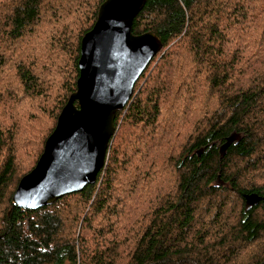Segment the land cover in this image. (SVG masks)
Returning <instances> with one entry per match:
<instances>
[{
    "label": "trees",
    "instance_id": "trees-1",
    "mask_svg": "<svg viewBox=\"0 0 264 264\" xmlns=\"http://www.w3.org/2000/svg\"><path fill=\"white\" fill-rule=\"evenodd\" d=\"M104 1L0 0V52L7 54H0V73L13 67L22 94L39 97L45 112L62 111L77 89L82 38L95 25ZM50 24L55 30L51 48L61 53L55 56L62 67L52 75H63L67 90L56 109L49 104L46 84L35 75L38 61L21 59L24 49H15ZM148 31L163 43L153 63L161 64L170 44L174 52L185 51L174 56L176 79L171 83L170 72L156 73L162 68L156 64L148 78L159 76L165 83L153 88L146 78V86L117 112L115 125L120 128L128 113L141 122L146 116L157 121L164 89L181 105L194 91L198 94L205 129L177 159L175 193L169 192L160 204L152 202L145 220L115 226L121 207L105 193L109 182L96 195V181L77 193L88 201L97 199L92 210L76 213L73 228H66L69 222L56 206L69 194L34 210L14 203L20 179L37 165L45 146L21 175L17 145L25 140L16 139L15 131L0 122V264H264V199L249 206L246 196L264 197V0H146L133 33ZM62 55L68 56L69 65ZM16 96L14 91L8 98ZM234 132L240 139L222 157L221 146ZM116 136L108 154L117 151ZM133 140L123 139L120 145H133ZM102 216L109 225L96 222ZM119 233L130 235L121 245Z\"/></svg>",
    "mask_w": 264,
    "mask_h": 264
},
{
    "label": "rangeland",
    "instance_id": "rangeland-1",
    "mask_svg": "<svg viewBox=\"0 0 264 264\" xmlns=\"http://www.w3.org/2000/svg\"><path fill=\"white\" fill-rule=\"evenodd\" d=\"M60 15L62 16L61 21H65V13H60ZM67 26L76 27L73 23H67ZM39 29V32L35 35L22 40L19 47H15V49H24V57L21 59L27 62L38 61V64H35L34 67L35 75L38 79L40 77L46 84V95L49 98V104H52L56 109L55 103L57 106L60 105L59 97L67 94L64 76L54 77L52 75L53 69L62 70L55 56L61 53L58 50L53 52L51 48L55 31L52 24ZM183 53L185 51L182 52L181 49L174 52L172 44L167 46L163 51V55H166L161 60V64L157 60L149 65L144 76L136 83L134 94L146 86V78L149 79L148 76L156 64L160 65L159 68L162 67L156 73L167 74L170 72L169 78L172 83L176 79L174 75L178 67V60L174 56L179 58ZM0 54L7 55L2 51ZM67 58L68 56L62 55L63 62ZM158 59H161V56ZM170 59H172L171 63H169ZM70 63L72 65V62ZM67 64L69 65V62ZM166 64H170L171 67ZM0 74H2L0 75V92L3 95L0 100V122L8 126L7 129L15 131L16 139L25 140L17 145L19 172L23 175L26 169L34 165L35 157L37 158L39 152L45 146V136L49 134L51 127L55 124L61 109L49 113L45 112L39 97L28 98L22 94L20 85L14 80L18 77L13 67ZM162 83H165L162 77H154V75L147 82L153 88L161 87ZM52 85L53 88L48 89ZM14 91H17V96L9 99L10 93ZM197 97L198 94L194 91L189 99L183 100L181 105L180 102L178 103L175 100L174 93L171 94L164 89L160 100H158L159 102H157L160 112L157 121H153V117L146 116L145 121L141 122L140 118H132L130 113L124 115L121 127L117 128L115 132L117 135L115 139H118L117 151L108 154V150L105 158V168L103 167L104 171L100 180L97 178L95 188L96 195H99L100 190L106 188L108 182L110 183L105 193L110 198L112 197L111 199L115 201V204H119L121 207L118 215L114 218L116 219L115 226L121 223V226L132 225L141 218L145 220L147 216H150L147 207L152 202L160 204L161 199L169 192L175 193L178 176L177 159L205 129V111L202 112L203 104ZM213 109L214 104L208 108V111L211 113ZM123 139H134V143L133 145H120V141ZM36 150L39 151L35 153ZM113 158L117 160H112ZM103 176H107V179ZM258 177H263V175L259 174ZM259 181L262 180H256V182ZM77 193L66 194L68 196L63 195L66 197L56 206V209L70 223H67L66 228H73L75 214L82 213V216L85 215L92 210L91 205L97 200L93 197L92 200L88 201L85 195ZM96 222H99V224L103 222V226L109 225V220L105 216L98 218ZM115 228L117 229V227ZM84 232L89 235L91 231L84 229ZM118 238L121 240L119 241L121 245L124 240L130 238V235L119 233Z\"/></svg>",
    "mask_w": 264,
    "mask_h": 264
},
{
    "label": "water",
    "instance_id": "water-1",
    "mask_svg": "<svg viewBox=\"0 0 264 264\" xmlns=\"http://www.w3.org/2000/svg\"><path fill=\"white\" fill-rule=\"evenodd\" d=\"M146 0H105L82 38L77 89L63 107L37 165L19 182L14 203L39 209L96 182L116 132L115 118L134 95L135 85L163 43L152 31L133 33ZM232 133L222 157L240 139ZM249 206L264 197L247 194Z\"/></svg>",
    "mask_w": 264,
    "mask_h": 264
}]
</instances>
